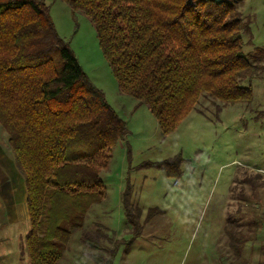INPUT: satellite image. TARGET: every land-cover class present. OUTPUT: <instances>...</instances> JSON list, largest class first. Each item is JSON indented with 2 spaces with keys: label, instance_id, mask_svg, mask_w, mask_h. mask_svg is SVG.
Wrapping results in <instances>:
<instances>
[{
  "label": "trees",
  "instance_id": "16d2710c",
  "mask_svg": "<svg viewBox=\"0 0 264 264\" xmlns=\"http://www.w3.org/2000/svg\"><path fill=\"white\" fill-rule=\"evenodd\" d=\"M64 1L92 20L119 89L147 104L165 134L202 92L249 101L252 87L241 81L264 71L258 64L264 50H243L249 21L234 2ZM0 124L25 178L31 264H57L86 210L103 195L100 169L127 129L41 0H0ZM178 164L177 156L154 163L179 173ZM232 239L239 248L243 237ZM85 240L100 247L97 239Z\"/></svg>",
  "mask_w": 264,
  "mask_h": 264
},
{
  "label": "rangeland",
  "instance_id": "374dc122",
  "mask_svg": "<svg viewBox=\"0 0 264 264\" xmlns=\"http://www.w3.org/2000/svg\"><path fill=\"white\" fill-rule=\"evenodd\" d=\"M41 1L127 129L100 169L103 195L86 210L57 264H98L91 255L101 264H264V71L241 81L252 87L249 101L226 102L202 92L165 134L147 104L119 89L92 20L64 0ZM228 1L249 21L244 52L264 50V0ZM175 156L179 173L173 165H154ZM9 229L4 250L18 264H31L30 222ZM232 234L243 237L239 248L231 246ZM85 238L97 239L100 247Z\"/></svg>",
  "mask_w": 264,
  "mask_h": 264
},
{
  "label": "crops",
  "instance_id": "0c3cea01",
  "mask_svg": "<svg viewBox=\"0 0 264 264\" xmlns=\"http://www.w3.org/2000/svg\"><path fill=\"white\" fill-rule=\"evenodd\" d=\"M26 196L25 178L16 164L7 132L0 128V264H18L19 260L4 248L10 240L9 228L29 222ZM22 230L25 232V227ZM258 261L253 263L261 264Z\"/></svg>",
  "mask_w": 264,
  "mask_h": 264
}]
</instances>
